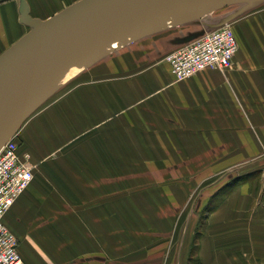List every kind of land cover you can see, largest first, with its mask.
Here are the masks:
<instances>
[{
    "label": "crops",
    "instance_id": "crops-1",
    "mask_svg": "<svg viewBox=\"0 0 264 264\" xmlns=\"http://www.w3.org/2000/svg\"><path fill=\"white\" fill-rule=\"evenodd\" d=\"M79 1L0 0V56ZM225 8L114 46L24 122L4 222L28 264H264V6ZM226 21L231 66L176 81L166 55Z\"/></svg>",
    "mask_w": 264,
    "mask_h": 264
},
{
    "label": "water",
    "instance_id": "water-1",
    "mask_svg": "<svg viewBox=\"0 0 264 264\" xmlns=\"http://www.w3.org/2000/svg\"><path fill=\"white\" fill-rule=\"evenodd\" d=\"M250 1L258 0H80L47 21H27L31 31L0 56V150L70 69L115 44Z\"/></svg>",
    "mask_w": 264,
    "mask_h": 264
},
{
    "label": "built area",
    "instance_id": "built-area-1",
    "mask_svg": "<svg viewBox=\"0 0 264 264\" xmlns=\"http://www.w3.org/2000/svg\"><path fill=\"white\" fill-rule=\"evenodd\" d=\"M239 49L231 21L166 55L176 81H183L207 68L226 70ZM18 132L0 150V264H28L19 252V240L4 217L34 178L29 153L20 154Z\"/></svg>",
    "mask_w": 264,
    "mask_h": 264
},
{
    "label": "rangeland",
    "instance_id": "rangeland-1",
    "mask_svg": "<svg viewBox=\"0 0 264 264\" xmlns=\"http://www.w3.org/2000/svg\"><path fill=\"white\" fill-rule=\"evenodd\" d=\"M264 6V0H258V1H250V2H241V3H235L229 6H226V10H230L233 7L236 8V11L234 14L232 13L229 15V19H235L236 17H239L246 13L251 8H261ZM77 80V77H71L69 80L63 81L60 85L57 86V89L39 106V108L33 112L29 118L35 114L37 111H39L41 108L49 104L52 100H54L56 97H58L63 91H65L69 86H71L75 81ZM186 226L181 227L182 233L184 232L186 234V238H190L194 233L196 234V237H199L201 233L204 230V223H205V214L206 212H200L199 215L193 213V210H187L186 212ZM189 213V215H188ZM197 220V224L194 227V222ZM180 231V232H181ZM197 241V240H196Z\"/></svg>",
    "mask_w": 264,
    "mask_h": 264
},
{
    "label": "bare ground",
    "instance_id": "bare-ground-1",
    "mask_svg": "<svg viewBox=\"0 0 264 264\" xmlns=\"http://www.w3.org/2000/svg\"><path fill=\"white\" fill-rule=\"evenodd\" d=\"M119 44H121V43H119ZM117 45H118V44H115L114 46H117ZM114 46H113V47H114ZM80 69H81V68H77V67L70 69V70L68 71V73H67V75H66L64 81H66V80H68L69 78H71V77H72L73 75H75Z\"/></svg>",
    "mask_w": 264,
    "mask_h": 264
}]
</instances>
